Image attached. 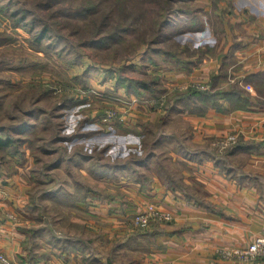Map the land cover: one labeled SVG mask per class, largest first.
<instances>
[{"label": "rangeland", "instance_id": "obj_1", "mask_svg": "<svg viewBox=\"0 0 264 264\" xmlns=\"http://www.w3.org/2000/svg\"><path fill=\"white\" fill-rule=\"evenodd\" d=\"M40 1L0 0V128L18 138V154L4 157L0 150V188L12 180L17 189L23 179L30 205L25 216L33 219L29 230L35 233L34 241L37 234L44 233L45 237H68L66 225L80 231V226L70 225V216L79 211L77 204L87 200L84 195H116L131 201L139 182L160 175L166 165L177 170L169 153L194 147L191 142L182 145L177 141L179 135L191 133L189 126L173 112L155 116L173 91L190 86L213 92L216 88L230 90V83L255 91L252 84L224 72L218 87L212 77L184 82L176 75L177 67L192 65H183L178 57L164 52H177L193 64L215 60L230 26L225 19L227 10L214 12L210 0H189L194 12L173 16L171 25L161 31L159 6L152 0H132L131 32L123 42L97 46L86 44L94 35L89 16L85 27L77 29L83 24L56 16L57 11L42 8ZM261 1L234 0L228 6L233 5L238 13L245 6L260 10ZM220 4L227 6L226 0ZM69 5L62 0L64 13ZM14 11L19 13L15 18L26 21L15 25V19L10 18ZM44 22L54 30L39 44L35 35ZM77 30L84 31L85 37L80 39ZM62 39L79 42V47L73 49ZM158 40L163 42L154 43ZM186 44L194 55H189ZM198 46L206 55H200ZM156 78L160 79V93L139 86ZM182 85L186 86L180 88ZM248 89L242 104L249 102L252 92ZM228 101L218 100L224 109ZM24 121L28 123L26 131L13 128ZM211 140L212 144L203 148L221 154L218 146L212 150ZM51 217H61L62 227ZM131 221L129 227L135 230L133 217ZM105 251L110 253V249Z\"/></svg>", "mask_w": 264, "mask_h": 264}, {"label": "crops", "instance_id": "obj_2", "mask_svg": "<svg viewBox=\"0 0 264 264\" xmlns=\"http://www.w3.org/2000/svg\"><path fill=\"white\" fill-rule=\"evenodd\" d=\"M233 1L226 0L225 7L219 4L222 12L227 10L230 27L215 60L179 66L176 75L184 82L210 80L223 72L235 76L254 86V92L248 90L249 102L234 108L227 102L226 111L211 105L202 114L187 113L180 106L171 112L157 110L156 117L172 112L183 117L191 133L179 135L177 141L194 147L170 152L177 170L166 165L160 175L139 182L131 201L116 195L82 196L87 200L70 216V225L81 230L66 225L68 237L44 233L34 241L35 233L29 230L33 219L25 216L30 205L23 179H13L20 184L17 189L10 180L0 188V253L17 264H233L220 257L218 249L247 246L264 237V85L254 81L264 79V0L260 10L245 6L240 13L228 6ZM229 134L239 142L233 150L220 149L218 154L216 145H211L213 151L203 148L212 138ZM149 203L171 211L173 221L131 230L132 217ZM51 219L62 227L61 217ZM251 264H264V256Z\"/></svg>", "mask_w": 264, "mask_h": 264}, {"label": "trees", "instance_id": "obj_3", "mask_svg": "<svg viewBox=\"0 0 264 264\" xmlns=\"http://www.w3.org/2000/svg\"><path fill=\"white\" fill-rule=\"evenodd\" d=\"M67 1L70 5L67 7L66 12L64 13L63 8L61 7L62 0H41V7L45 9L53 10V12L57 11L56 16H65L67 18H70L71 20H74L78 24L77 29H81L82 27H85L84 25L87 20V17H90V24L92 28V32H94V35L90 39L89 42H87V45L93 46V45H99V44H109V43H120L123 42L124 36L126 34H129L131 31V25L130 19H128L131 9H132V0H120V2H114V0H64ZM145 1H151V0H140L141 3H144ZM221 0H212V9L215 10L214 12H217L219 10V4ZM108 2V3H107ZM152 2H155L161 12H160V21L158 23L160 24L159 30H163L165 26H170L172 22L173 16H178L180 14L185 13H192L194 12L191 10L188 6L189 0H152ZM35 6V5H34ZM109 8L107 9L106 7ZM23 16H25L26 12L21 11ZM19 13L13 12L10 14L11 19H15L14 23L20 24V22L26 21L22 18H15ZM57 18V17H56ZM120 20L118 21V19ZM117 20V21H116ZM36 19H34V22ZM129 22V23H128ZM202 26V25H201ZM200 27V26H199ZM54 30L52 28V25L47 24L46 22L42 23V27L40 28V31L35 35V40L37 43H42V41L48 36V34L51 33V31ZM79 31L80 39L84 38L85 33L84 31ZM170 39V37H169ZM64 40L66 43H69L68 41ZM163 41H156L154 43H159ZM69 47L75 49L79 47V42L76 43H69ZM178 45V44H177ZM186 50H188L191 53H194L186 44ZM211 47H209L210 49ZM197 51L200 52V55L204 53L205 49L201 46L197 47ZM166 54L178 57V61H180L182 64H188L191 61L182 59L177 54V52H171L169 50L164 51ZM203 56V55H201ZM159 78H156L151 82H145L140 83V87L144 89L153 90L154 92L161 89ZM213 83H217L220 80V76L216 75L212 77ZM264 79H258L254 78V81H256V84H259V87H261V83L264 85ZM247 82H249V79H246ZM259 81V82H257ZM138 84L139 82L136 81ZM217 85V84H216ZM231 89H219L215 92L207 90V89H201L195 86H190L186 89H177L173 91L171 94H169L165 99L164 103V109L168 112H171L172 110H177L178 106L184 107L186 110L185 112H189L192 114H202L205 112V109L208 106H215L219 111H226V109L223 108V104H219L218 100L220 98L228 99V104L231 108L234 107H240L244 106L242 103H240L241 100L245 99L244 94H246V91L244 88L237 84V83H230ZM258 86V85H257ZM258 88V87H257ZM160 93V91L156 92ZM209 102V103H208ZM16 130L20 131H26L28 128V123L23 122L20 124V127L14 126ZM238 141L234 145H232L227 152L230 150H233L238 146ZM65 149V148H63ZM0 150L3 151V156L5 157L8 153L15 154L18 152V138L15 137L11 131H8V129L3 130V128H0ZM9 150V152H7ZM12 151V152H11ZM14 151V152H13ZM18 154V153H17Z\"/></svg>", "mask_w": 264, "mask_h": 264}, {"label": "built area", "instance_id": "obj_4", "mask_svg": "<svg viewBox=\"0 0 264 264\" xmlns=\"http://www.w3.org/2000/svg\"><path fill=\"white\" fill-rule=\"evenodd\" d=\"M236 142L237 136L230 134L225 139L215 141L214 145L225 150ZM173 219L174 214L171 211L160 205L149 203L143 210L134 215L133 223L139 229H147L151 223H167ZM217 252L220 257L233 264H251L257 257L264 256V237H257L247 246L223 247ZM0 262L2 264H17L2 253H0Z\"/></svg>", "mask_w": 264, "mask_h": 264}]
</instances>
